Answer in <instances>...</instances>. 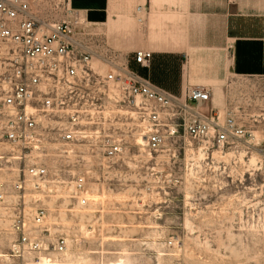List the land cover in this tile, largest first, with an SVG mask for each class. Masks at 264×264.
<instances>
[{
    "label": "built area",
    "instance_id": "1",
    "mask_svg": "<svg viewBox=\"0 0 264 264\" xmlns=\"http://www.w3.org/2000/svg\"><path fill=\"white\" fill-rule=\"evenodd\" d=\"M34 1L0 0V223L9 221L11 237L2 258L15 264H41L67 250L65 238L51 236L49 209L41 205L48 185H64L44 151L62 157L80 148L116 160L140 140L151 157L178 138L204 153L255 139L232 110L222 121L208 110L209 89L188 87L181 98L152 86L131 67L148 69L150 51L123 62L113 53L98 56L93 36L75 32L79 18H39ZM52 9L70 13L60 3ZM71 193L77 206L89 204L84 175L74 177Z\"/></svg>",
    "mask_w": 264,
    "mask_h": 264
},
{
    "label": "rangeland",
    "instance_id": "2",
    "mask_svg": "<svg viewBox=\"0 0 264 264\" xmlns=\"http://www.w3.org/2000/svg\"><path fill=\"white\" fill-rule=\"evenodd\" d=\"M34 2L37 7L46 3ZM56 14L50 22L67 20L61 11ZM74 28L93 36L98 56L131 59L130 39L101 38L102 27L91 28L81 18ZM243 82L227 77L214 86L208 110L218 111L221 121L232 110L254 131L250 143L199 153L200 144L178 138L148 157L133 142L116 160L80 148L62 157L44 151L41 158L58 171L64 185H48L41 205L49 209L51 236L65 238L67 250L51 252V260L41 264H264V101H245ZM235 85L240 92L236 100ZM184 91L171 95L183 97ZM80 174L90 195L86 207L70 199L72 181ZM8 230L9 221L1 222L0 264L17 263L2 258L11 240Z\"/></svg>",
    "mask_w": 264,
    "mask_h": 264
},
{
    "label": "crops",
    "instance_id": "3",
    "mask_svg": "<svg viewBox=\"0 0 264 264\" xmlns=\"http://www.w3.org/2000/svg\"><path fill=\"white\" fill-rule=\"evenodd\" d=\"M41 2L46 3L34 6V14L56 20L52 6L59 0ZM63 4L70 10L68 14L60 10L65 19L77 17L91 28L100 26V36L107 40L130 39L132 54L150 51L148 69L133 63L131 67L152 86L174 95L188 87L210 88L211 93L231 77L243 79L245 101H264V0H63ZM237 87L235 100L240 94Z\"/></svg>",
    "mask_w": 264,
    "mask_h": 264
},
{
    "label": "bare ground",
    "instance_id": "4",
    "mask_svg": "<svg viewBox=\"0 0 264 264\" xmlns=\"http://www.w3.org/2000/svg\"><path fill=\"white\" fill-rule=\"evenodd\" d=\"M138 143L139 144H143V142L140 140V141H138ZM200 153V152H199ZM41 260H45V261H47V262H49L46 258H42ZM123 263V262H122Z\"/></svg>",
    "mask_w": 264,
    "mask_h": 264
}]
</instances>
